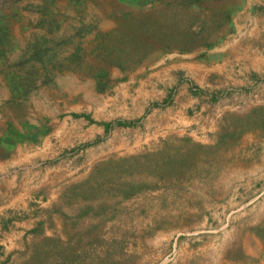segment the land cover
I'll list each match as a JSON object with an SVG mask.
<instances>
[{"label": "rangeland", "instance_id": "374dc122", "mask_svg": "<svg viewBox=\"0 0 264 264\" xmlns=\"http://www.w3.org/2000/svg\"><path fill=\"white\" fill-rule=\"evenodd\" d=\"M0 264H264V0H0Z\"/></svg>", "mask_w": 264, "mask_h": 264}, {"label": "crops", "instance_id": "0c3cea01", "mask_svg": "<svg viewBox=\"0 0 264 264\" xmlns=\"http://www.w3.org/2000/svg\"><path fill=\"white\" fill-rule=\"evenodd\" d=\"M263 61V60H262Z\"/></svg>", "mask_w": 264, "mask_h": 264}]
</instances>
